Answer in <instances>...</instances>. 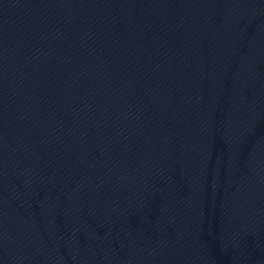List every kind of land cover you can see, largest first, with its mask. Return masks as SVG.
Masks as SVG:
<instances>
[{"label":"water","instance_id":"water-1","mask_svg":"<svg viewBox=\"0 0 264 264\" xmlns=\"http://www.w3.org/2000/svg\"><path fill=\"white\" fill-rule=\"evenodd\" d=\"M0 264H264V0H0Z\"/></svg>","mask_w":264,"mask_h":264}]
</instances>
